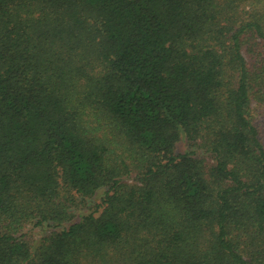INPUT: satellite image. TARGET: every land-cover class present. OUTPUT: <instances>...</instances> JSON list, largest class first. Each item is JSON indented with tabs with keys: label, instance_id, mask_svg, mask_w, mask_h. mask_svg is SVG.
I'll use <instances>...</instances> for the list:
<instances>
[{
	"label": "trees",
	"instance_id": "obj_1",
	"mask_svg": "<svg viewBox=\"0 0 264 264\" xmlns=\"http://www.w3.org/2000/svg\"><path fill=\"white\" fill-rule=\"evenodd\" d=\"M260 106L264 0H0V264H264Z\"/></svg>",
	"mask_w": 264,
	"mask_h": 264
},
{
	"label": "rangeland",
	"instance_id": "obj_2",
	"mask_svg": "<svg viewBox=\"0 0 264 264\" xmlns=\"http://www.w3.org/2000/svg\"><path fill=\"white\" fill-rule=\"evenodd\" d=\"M251 106L254 107L255 103H252ZM252 113L255 124L264 128V106L256 107L252 110Z\"/></svg>",
	"mask_w": 264,
	"mask_h": 264
}]
</instances>
